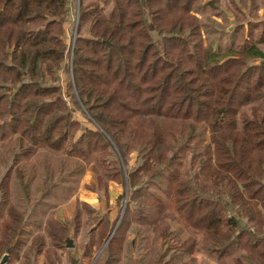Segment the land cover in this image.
<instances>
[{
  "label": "trees",
  "instance_id": "16d2710c",
  "mask_svg": "<svg viewBox=\"0 0 264 264\" xmlns=\"http://www.w3.org/2000/svg\"><path fill=\"white\" fill-rule=\"evenodd\" d=\"M76 1L0 0V254L13 264L23 252H43L42 215L76 192L91 160L132 188L104 264H119L134 223L155 224L165 239L168 218L181 233L190 230L207 194L181 176L182 159L205 141L264 217V20L240 16L226 0H80L69 63L65 25ZM211 173L210 190L231 193L244 211L239 186L221 170ZM208 207L202 202L198 217ZM81 211L72 218L76 230ZM45 231L64 247L51 216ZM200 234L165 240L153 264H264V233L247 220L237 232ZM133 246L123 259L131 260Z\"/></svg>",
  "mask_w": 264,
  "mask_h": 264
},
{
  "label": "rangeland",
  "instance_id": "374dc122",
  "mask_svg": "<svg viewBox=\"0 0 264 264\" xmlns=\"http://www.w3.org/2000/svg\"><path fill=\"white\" fill-rule=\"evenodd\" d=\"M237 1L238 0H229L228 2L229 4L231 3V8L235 9L240 16L245 15L252 18L264 16V3L260 0H243V5L247 8L246 10L237 7L236 9L232 3H236ZM79 4L80 0L73 3V14L67 19L68 22L65 25L66 41L69 49V63L73 62L74 57L75 37L78 30L80 12ZM228 13L232 14V11L228 9ZM61 77L65 84L67 74L61 72ZM74 114L85 126L94 127V124L88 121L81 110H76ZM81 132L82 131H79V134ZM208 146H210V149L207 148ZM206 150L213 151L210 164H206L208 161L207 154H205ZM136 155L137 153L134 152L130 156L131 166L135 164ZM84 165V172L79 178L76 192L72 194L68 200L53 205V208L49 210L46 215H42V225L38 230L43 232V234L39 236V240L43 245V252L36 254L34 257H30L29 254H24L23 252L21 257L13 264L105 263L106 257H108L107 253L104 252L107 245L106 241L110 236L111 238L113 237L127 211L132 188L129 187L128 183L124 186L106 178L101 167L94 160L85 162ZM220 170L223 173H227L238 186L240 185V182L230 172L219 168L215 159L214 146L210 141H205L196 151H188L184 154L181 176L184 179L192 177L199 187L206 192L207 206H210L207 208L209 212L198 217L200 214V207L192 222L191 229L182 233L177 230V228L180 227L178 222L172 221L171 218L166 219L169 224L165 233L168 235L166 239L159 233L155 224H144L143 227H139L138 223H134L127 230L124 248L120 255L122 259L120 257V259L115 258V260H119V264H133V259L136 257L137 259H142L140 264H153L154 260L158 258V254L164 251L163 242L165 240L173 245L176 244L178 240L187 239L190 235L195 237L201 236L200 233L205 228H227L228 230L224 231H230L233 226H239V221L244 219L253 223L256 228L260 230V233L262 232L263 234L264 217L259 201L257 203V209L255 206H252V202H249L247 205L248 207H252V211L244 212L236 208L235 199L231 193L226 192L217 195V193L215 194L210 190V177L213 175L211 172ZM147 180V178L144 179V182ZM68 188L66 191L59 193L61 198L67 197L72 192V189ZM137 188H139V186ZM123 193L124 198L120 200L119 195ZM220 200L221 202H219ZM78 205L82 210V216L81 224L78 225V230H76L72 218ZM136 206H138L137 202H133L130 209L134 210ZM49 216L54 218L58 228L66 235L64 247H56L53 245L45 231ZM165 226L166 225H162V228H166ZM174 233H178V240H175L173 236L175 235ZM29 239L31 240V236ZM68 239H71L73 247H68ZM130 242H133L134 245L132 249L133 256H131V260L127 258L123 259V255L126 254L129 249ZM4 254H0V264H3L2 258ZM4 264H10V256H8ZM209 264L218 263L214 260H210Z\"/></svg>",
  "mask_w": 264,
  "mask_h": 264
},
{
  "label": "crops",
  "instance_id": "0c3cea01",
  "mask_svg": "<svg viewBox=\"0 0 264 264\" xmlns=\"http://www.w3.org/2000/svg\"><path fill=\"white\" fill-rule=\"evenodd\" d=\"M229 0H226V3L227 4H229V2H228ZM243 0H238L236 3H232L234 6H235V8L237 7V8H239V9H244V10H246L247 8L243 5V3L244 2H242ZM261 2H263L264 3V0H260ZM232 2V1H231ZM231 5V3L229 4V6ZM231 7V6H230ZM222 8H224L226 11H227V13H228V9H226V8H228L225 4L224 5H222ZM236 8V9H237ZM233 9V8H232ZM231 9V11H232V14H230V13H228V15H229V18H230V20H235V13H234V11L233 10H235V9H233L232 10ZM230 10V9H229ZM236 11V10H235ZM237 12V11H236ZM247 18L248 19H251V20H264V16H262V17H258V18H252V17H250V16H247ZM217 19L218 20H222L221 19V17H217ZM208 149H210V146H208L207 147ZM213 152V151H212ZM212 152L210 151V150H206V152H205V154H207V157H208V161L206 162V164H210V160H211V156H212ZM227 174V173H226ZM239 188L241 189V196H240V198L241 199H244L245 201H247V204H249V202H252L253 204L252 205H254L255 207H256V209H257V207H258V205H257V203H258V201L257 200H254V199H249V198H247V196H246V194H245V192H244V189L242 188V186L241 185H239ZM205 192V191H204ZM206 193V192H205ZM205 201H207V199L205 198L204 200H202L201 201V203H200V207H201V205H202V202H205ZM219 202H221V200L219 201ZM236 205V204H235ZM236 208H238V205H236ZM200 209V208H199ZM250 211H252V207L251 206H249V207H247L245 210H244V212H250ZM245 220V219H244ZM246 221V220H245ZM214 229H216V228H214ZM238 229H239V226L238 225H235V226H233L231 229H230V231L231 232H237L238 231ZM217 230H222V231H224V230H228L227 228H217Z\"/></svg>",
  "mask_w": 264,
  "mask_h": 264
},
{
  "label": "water",
  "instance_id": "95a60500",
  "mask_svg": "<svg viewBox=\"0 0 264 264\" xmlns=\"http://www.w3.org/2000/svg\"><path fill=\"white\" fill-rule=\"evenodd\" d=\"M110 238H111V236H110ZM109 238V239H110ZM109 239L106 241V244L108 243V241H109ZM68 247H73V243L71 242V239H68ZM105 244V245H106ZM8 254L6 253V254H4V256H3V258H2V263L4 264V263H6V261H7V259H8Z\"/></svg>",
  "mask_w": 264,
  "mask_h": 264
}]
</instances>
